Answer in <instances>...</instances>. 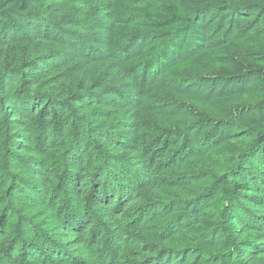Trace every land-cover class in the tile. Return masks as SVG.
Listing matches in <instances>:
<instances>
[{
    "label": "trees",
    "instance_id": "trees-1",
    "mask_svg": "<svg viewBox=\"0 0 264 264\" xmlns=\"http://www.w3.org/2000/svg\"><path fill=\"white\" fill-rule=\"evenodd\" d=\"M55 1L58 0H0V55L11 54L2 74L9 76V81L2 80L0 98L7 109L8 123L16 131L14 143H18L25 133L38 138L42 148H64L66 151L61 175L65 178L64 194L71 213L64 216L59 212L51 213L50 236L65 248L66 253L79 254L83 264L95 260L94 248L98 250L99 242L96 233L90 239L88 228L94 223L85 212L87 208L95 211L100 220L115 231L112 233L114 240L130 249L136 256V264H186L173 257L174 251L181 256L182 251L174 249L184 243L190 245V249H206L204 255H216L223 264H235L237 253L249 255L256 262L264 257V129L253 109L245 115H238L237 108L227 111L223 118L229 120L228 126L213 135L218 138L217 149L227 155L230 164L218 171L208 200L198 204L200 209L195 221L181 216L175 227L169 223L167 232L159 236L165 249L161 252L152 245L139 244L125 234L121 215L118 217L116 213L124 212L122 203L132 197L129 191L132 185L120 197V188L110 185L118 168L111 164L109 170H105L101 164L103 160L112 161L106 148H116L112 134L106 129L108 107L96 104L90 108L84 96H69L67 86L71 78L64 79L57 72L62 66L60 61L69 53L61 55L63 58L32 56V44L37 39L50 46L52 31H59L65 25L81 27L94 19L91 14L77 17L86 0H67L76 7L72 14L66 9L63 12L55 8ZM83 10L86 12L85 7ZM140 12L147 26L166 36L163 45L150 46L133 60L140 61L147 75L161 73L164 79L181 83L187 91L198 86L208 87L210 91L206 95H186L198 110L212 108L211 99L216 88H220L217 93L233 88L236 95L248 100L250 105L264 107L261 103L264 96V40L258 41L253 34L246 33L255 27L260 12L257 2L235 5L218 0H148L141 2ZM217 13L220 24L217 40L206 44L200 23ZM240 33H245L246 39L240 38ZM191 120L185 128L192 127L196 121ZM185 132L176 142L163 134L161 143L167 150H173L180 140L190 141ZM70 136L73 137L70 141L65 140ZM84 145L90 150H85ZM244 148L246 152L238 153ZM16 149L17 153H25ZM28 162L26 174L47 187L48 180L39 169V162ZM118 176L124 178L125 174ZM131 179L125 176L124 181ZM9 185L7 182L6 188ZM136 201V198H130L129 207ZM203 220L225 221L234 246L214 248L213 244H202L200 241L206 232L212 230L203 224ZM37 245L45 253L52 251L46 242ZM32 252L37 255L34 249ZM48 254L47 257L57 259L56 262L62 260L59 256L55 258L54 253Z\"/></svg>",
    "mask_w": 264,
    "mask_h": 264
},
{
    "label": "rangeland",
    "instance_id": "rangeland-1",
    "mask_svg": "<svg viewBox=\"0 0 264 264\" xmlns=\"http://www.w3.org/2000/svg\"><path fill=\"white\" fill-rule=\"evenodd\" d=\"M142 1L148 0H86V12L82 6L77 17L91 14L94 19L81 27L65 25L59 31H52L50 46L37 39L32 44V56L56 58L69 53L57 69L62 78H71L67 86L69 96H84L90 108L96 104L108 107L106 129L112 134L116 148H106L112 161L103 160L101 164L105 170H109L111 164L118 168L110 185L120 188V197L132 185L129 189L132 197L122 203L124 212L121 214L120 210L116 215H121L128 237L161 252L165 249L159 240L160 234L167 232L169 223L175 227L181 216L195 221L200 209L198 204L208 200L218 171L230 164L227 155L215 145L218 138L213 137L228 126L229 120L223 118L225 113L237 108L238 115H245L253 109L264 129V107L250 105L248 100L238 97L233 88L220 93H217L220 88H216L211 99L212 108L198 110L186 95H206L210 91L208 87L198 86L187 91L181 83L164 79L161 73L147 75L140 61L133 60L146 48L163 45L166 36L145 24L140 12ZM218 1L235 5L257 2L260 12L255 27L246 33L253 34L258 41L264 40V0ZM54 7L63 12L66 9L71 14L76 8L67 0L55 1ZM218 16L219 13L209 15L200 23L206 44L217 40ZM28 31L32 36L31 30ZM244 34L240 33V38L246 39ZM10 58L11 54L0 55V85L3 79L9 81V76L2 74ZM261 103L264 105V96ZM6 110L0 98V264H83L79 254L66 253L50 236L51 213L59 212L62 216L71 213L64 194L65 178L61 175L66 151L64 148H42L38 138L25 133L15 144L16 131L8 123ZM191 119L196 123L193 121L192 127L185 128ZM183 132L188 134L189 142L182 139L173 150H167L161 143L163 134L176 142ZM84 134L87 137V132ZM70 138L73 137L65 140L70 141ZM16 148L25 153H17ZM83 148L90 150L87 145ZM244 152L246 148L238 150V153ZM29 160L39 162L37 165L48 180L47 187L26 174ZM121 173L132 178L131 181H124L125 176L120 178ZM7 182L10 185L6 188ZM130 198L137 199L131 207ZM85 210L94 223L88 228L90 239L96 233L99 242L98 250L94 248L97 258L87 264H136V256L130 249L114 240L112 233L115 231L100 220L95 211ZM203 224L212 230L206 232L200 241L202 244H213L214 248L234 246L225 221L203 220ZM45 242L52 249L49 254L37 245ZM190 247L184 243L175 248L182 253L179 256L174 251L173 257L186 264H223L216 255H204L206 249ZM52 253L62 260L56 262L57 259L47 257L46 254L51 256ZM235 264H264V257L256 262L249 255L237 253Z\"/></svg>",
    "mask_w": 264,
    "mask_h": 264
}]
</instances>
